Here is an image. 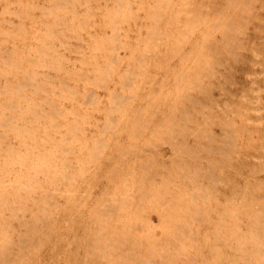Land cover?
I'll list each match as a JSON object with an SVG mask.
<instances>
[{"label": "rangeland", "instance_id": "rangeland-1", "mask_svg": "<svg viewBox=\"0 0 264 264\" xmlns=\"http://www.w3.org/2000/svg\"><path fill=\"white\" fill-rule=\"evenodd\" d=\"M0 264H264V0H0Z\"/></svg>", "mask_w": 264, "mask_h": 264}, {"label": "bare ground", "instance_id": "bare-ground-1", "mask_svg": "<svg viewBox=\"0 0 264 264\" xmlns=\"http://www.w3.org/2000/svg\"><path fill=\"white\" fill-rule=\"evenodd\" d=\"M251 2H252V1H251ZM251 2H250V3H251ZM227 231H228V230H227ZM230 232H231V231H230ZM228 233H229V232H228ZM227 236H228V237H230L231 235H230V236H229V235H227ZM231 238H232V236H231Z\"/></svg>", "mask_w": 264, "mask_h": 264}]
</instances>
